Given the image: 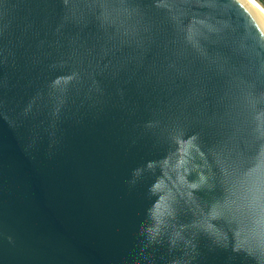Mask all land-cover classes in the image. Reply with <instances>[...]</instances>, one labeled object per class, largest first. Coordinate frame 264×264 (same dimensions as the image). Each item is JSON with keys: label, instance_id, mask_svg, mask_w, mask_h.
<instances>
[{"label": "water", "instance_id": "95a60500", "mask_svg": "<svg viewBox=\"0 0 264 264\" xmlns=\"http://www.w3.org/2000/svg\"><path fill=\"white\" fill-rule=\"evenodd\" d=\"M0 264H264V15L0 0Z\"/></svg>", "mask_w": 264, "mask_h": 264}, {"label": "bare ground", "instance_id": "6f19581e", "mask_svg": "<svg viewBox=\"0 0 264 264\" xmlns=\"http://www.w3.org/2000/svg\"><path fill=\"white\" fill-rule=\"evenodd\" d=\"M252 6L264 15V7L257 0H249Z\"/></svg>", "mask_w": 264, "mask_h": 264}, {"label": "rangeland", "instance_id": "374dc122", "mask_svg": "<svg viewBox=\"0 0 264 264\" xmlns=\"http://www.w3.org/2000/svg\"><path fill=\"white\" fill-rule=\"evenodd\" d=\"M264 7V0H257Z\"/></svg>", "mask_w": 264, "mask_h": 264}]
</instances>
